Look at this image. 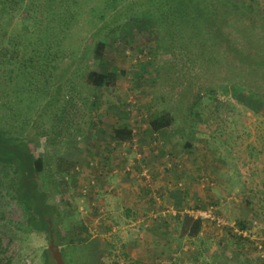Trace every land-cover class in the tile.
I'll return each mask as SVG.
<instances>
[{
    "label": "rangeland",
    "instance_id": "obj_1",
    "mask_svg": "<svg viewBox=\"0 0 264 264\" xmlns=\"http://www.w3.org/2000/svg\"><path fill=\"white\" fill-rule=\"evenodd\" d=\"M104 2L35 0L0 32L8 34L1 57L29 25L49 43L40 30L56 36L76 14L56 68H43L22 96L0 90V123L44 152L40 177L61 210L66 260L264 264V0H118L112 9ZM99 40L118 76L95 86L88 73L99 69ZM160 114L173 122L153 132ZM123 126L132 137L115 136ZM141 185L158 211L125 208L122 191ZM3 194L0 264H45L50 237L29 231L26 207L13 191ZM168 196L182 201L172 208ZM198 208L222 222L198 218L192 233L196 218L186 210ZM143 216L150 223H133Z\"/></svg>",
    "mask_w": 264,
    "mask_h": 264
},
{
    "label": "trees",
    "instance_id": "obj_2",
    "mask_svg": "<svg viewBox=\"0 0 264 264\" xmlns=\"http://www.w3.org/2000/svg\"><path fill=\"white\" fill-rule=\"evenodd\" d=\"M35 0H0V32L6 30L9 25V18H18L23 6L31 11L36 3ZM118 3V0H105L104 7L112 9ZM15 5V6H13ZM93 13L95 10L93 9ZM76 14L66 17V23L57 31L56 36L49 35L48 28L40 30L49 38V43L45 42L43 37L37 36L33 38V29L29 25L23 35L15 34L13 39V48L8 49V53L0 57V90L5 94L14 92L22 96L36 84L37 74L45 72L43 68H47L49 72L56 68L55 62L59 61L61 56L66 54V48H62L61 43L65 38L69 37L67 31L68 23L74 20ZM27 18V17H26ZM142 26V21H140ZM139 27L141 28V26ZM31 33V35H30ZM5 38L8 34H3ZM3 35H0L3 37ZM44 46V49L42 47ZM46 50L48 62L40 66L41 61L38 60ZM107 43L105 41H97L94 47L96 59L99 62L98 70H91L88 73L89 82L95 86H101L110 78H115L118 73L115 69L109 67L107 56ZM108 62V66L106 63ZM121 74L126 73L120 70ZM10 104H6L8 106ZM173 122L168 114L156 115L151 119L150 125L153 132H159L161 129L167 128ZM21 134H17L7 123H0V199H5L3 192L13 191L12 198L24 205L28 211V230L46 232L50 237L51 234L55 238L57 244H61L64 235L60 227L61 210L59 207L49 201V191L43 188L40 175L45 171L46 159L44 152L32 146L30 138ZM134 134L129 126L117 127L115 136L117 138H130ZM62 158V157H61ZM62 159H59V166H62ZM72 166L74 163L70 162ZM74 168V166H73ZM190 224V223H188ZM201 220L194 219L192 225V233H197L201 228ZM52 230V232H51ZM62 254L66 258L63 248ZM46 262L51 264L54 258L47 249L45 251ZM66 262L70 264L67 260Z\"/></svg>",
    "mask_w": 264,
    "mask_h": 264
},
{
    "label": "crops",
    "instance_id": "obj_3",
    "mask_svg": "<svg viewBox=\"0 0 264 264\" xmlns=\"http://www.w3.org/2000/svg\"><path fill=\"white\" fill-rule=\"evenodd\" d=\"M129 183H131V182H129ZM137 193H136V191L135 192L132 191V193L125 195L124 190L122 191V195H123V197L125 196V199H126L127 205L125 208L127 209V211L138 212V214L142 215V214H147L150 211L151 212L152 211H158L160 209V204L154 203L155 202L154 200H156L155 198L150 199L151 194L147 195V190L144 192L142 185H141L140 190H139V187H137ZM108 196H109V194H108ZM168 198H169V202H170L169 205L172 203L171 204L172 208H176V205L182 201L181 199H176L175 197H171V196H168ZM184 198L185 197H183V199ZM185 201L186 200L184 199L183 204L186 203ZM110 202H111V204H108V208L110 207V205H112L114 203L112 201H110ZM150 209H153V210H150ZM109 210H110V212L112 211L111 208H109ZM143 220H147V217L143 216L141 219H139L138 221H135L133 223H136V222L138 223V222L143 221ZM150 221L151 220L149 218L146 223H150ZM154 224H155V222L152 224V227H154ZM155 237L158 238L157 234H155ZM124 238H125V240L127 239L130 242V237L127 236V233L124 235ZM139 239H138V241H139ZM141 240L143 241V246H144V242L146 240H144L143 238Z\"/></svg>",
    "mask_w": 264,
    "mask_h": 264
},
{
    "label": "water",
    "instance_id": "obj_4",
    "mask_svg": "<svg viewBox=\"0 0 264 264\" xmlns=\"http://www.w3.org/2000/svg\"><path fill=\"white\" fill-rule=\"evenodd\" d=\"M48 249L50 250L56 264H68L62 254L60 245L56 243L55 238L52 234L50 236V243Z\"/></svg>",
    "mask_w": 264,
    "mask_h": 264
},
{
    "label": "built area",
    "instance_id": "obj_5",
    "mask_svg": "<svg viewBox=\"0 0 264 264\" xmlns=\"http://www.w3.org/2000/svg\"><path fill=\"white\" fill-rule=\"evenodd\" d=\"M186 212L192 214L196 219L203 218V217H209V218L217 220L219 223L222 222V219H220L217 216L212 215L211 211H208L206 209H204V210L200 209V208H198V209H187Z\"/></svg>",
    "mask_w": 264,
    "mask_h": 264
}]
</instances>
